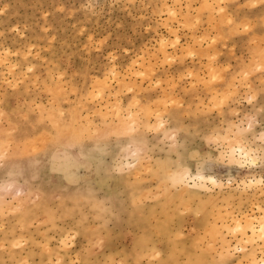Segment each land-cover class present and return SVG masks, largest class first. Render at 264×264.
<instances>
[{
    "label": "rangeland",
    "instance_id": "obj_1",
    "mask_svg": "<svg viewBox=\"0 0 264 264\" xmlns=\"http://www.w3.org/2000/svg\"><path fill=\"white\" fill-rule=\"evenodd\" d=\"M0 264H264V0H0Z\"/></svg>",
    "mask_w": 264,
    "mask_h": 264
},
{
    "label": "bare ground",
    "instance_id": "obj_2",
    "mask_svg": "<svg viewBox=\"0 0 264 264\" xmlns=\"http://www.w3.org/2000/svg\"><path fill=\"white\" fill-rule=\"evenodd\" d=\"M136 123H137V121H136ZM239 155H241L243 158L246 159L247 155H246L245 151L239 149ZM231 163H232V165L234 164L238 168L242 167V162H240L238 159H234V157H231ZM194 178L196 179V182H194V184H193L194 187L207 189L208 188L207 184H210L212 186L218 185L217 180L212 176H204V175L200 174V175H195ZM178 179H180V178H178ZM247 228H249L252 232V235H254V231H253V228H252L250 223H247Z\"/></svg>",
    "mask_w": 264,
    "mask_h": 264
}]
</instances>
